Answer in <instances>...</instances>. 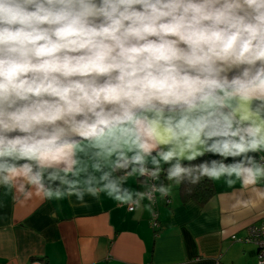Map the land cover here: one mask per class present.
<instances>
[{
  "label": "clouds",
  "instance_id": "9594fccd",
  "mask_svg": "<svg viewBox=\"0 0 264 264\" xmlns=\"http://www.w3.org/2000/svg\"><path fill=\"white\" fill-rule=\"evenodd\" d=\"M261 153L264 0H0V184L129 210L165 181L264 197Z\"/></svg>",
  "mask_w": 264,
  "mask_h": 264
},
{
  "label": "crops",
  "instance_id": "0c3cea01",
  "mask_svg": "<svg viewBox=\"0 0 264 264\" xmlns=\"http://www.w3.org/2000/svg\"><path fill=\"white\" fill-rule=\"evenodd\" d=\"M126 184L143 189L135 176ZM170 185L155 204L144 200L128 211L103 194L84 202L44 199L0 184V264H256L255 246L231 237L243 238L262 219L264 197L239 182L212 181L213 197L200 207L182 202ZM148 203L152 213L143 207ZM154 213L157 231L150 227Z\"/></svg>",
  "mask_w": 264,
  "mask_h": 264
},
{
  "label": "built area",
  "instance_id": "2783aa9c",
  "mask_svg": "<svg viewBox=\"0 0 264 264\" xmlns=\"http://www.w3.org/2000/svg\"><path fill=\"white\" fill-rule=\"evenodd\" d=\"M259 156L257 158H259ZM159 196L160 193H154V198L151 202L155 204ZM166 203L169 204L170 201L167 199ZM127 209L128 211H133L129 210L128 206ZM150 227L156 231L160 228V223L158 222L157 215L155 213L151 217ZM231 240L238 243L254 245L256 248V264H264V215L260 221L247 227L246 234L243 238H236L233 236L231 237Z\"/></svg>",
  "mask_w": 264,
  "mask_h": 264
},
{
  "label": "trees",
  "instance_id": "16d2710c",
  "mask_svg": "<svg viewBox=\"0 0 264 264\" xmlns=\"http://www.w3.org/2000/svg\"><path fill=\"white\" fill-rule=\"evenodd\" d=\"M264 155V153L258 154ZM168 184H175L178 186L179 195L181 197L182 202H186L188 200L194 201L197 205L204 206L212 197H213V186L212 181L204 178L198 184L192 185L187 181L183 183H175V182H167ZM34 262V261H33ZM41 264H45L41 262Z\"/></svg>",
  "mask_w": 264,
  "mask_h": 264
}]
</instances>
